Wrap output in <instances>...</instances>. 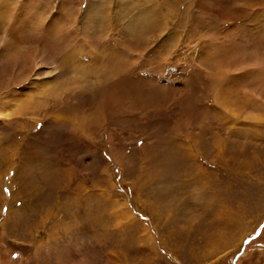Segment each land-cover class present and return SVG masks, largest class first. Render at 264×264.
<instances>
[{
	"label": "rangeland",
	"instance_id": "374dc122",
	"mask_svg": "<svg viewBox=\"0 0 264 264\" xmlns=\"http://www.w3.org/2000/svg\"><path fill=\"white\" fill-rule=\"evenodd\" d=\"M0 264H264V0H0Z\"/></svg>",
	"mask_w": 264,
	"mask_h": 264
},
{
	"label": "bare ground",
	"instance_id": "6f19581e",
	"mask_svg": "<svg viewBox=\"0 0 264 264\" xmlns=\"http://www.w3.org/2000/svg\"><path fill=\"white\" fill-rule=\"evenodd\" d=\"M36 13V12H35ZM21 34V33H20ZM13 40V39H12ZM11 41V40H10ZM14 41V40H13ZM17 41H18V39H17ZM7 42V41H6ZM17 45H19V44H17ZM16 45V46H17ZM20 46V45H19ZM5 47H6V45L4 46V48H3V50H5ZM19 49H21V48H19ZM6 50H8V49H6ZM24 50V49H23ZM215 50V49H214ZM2 51V50H1ZM25 52V51H24ZM19 53H21V52H19ZM11 54V53H10ZM16 54V53H15ZM18 58V57H17ZM17 58H16V60H17ZM20 63H22V60L19 62V63H17V64H19L20 65ZM225 76V75H224ZM221 77V76H220ZM227 81V80H226ZM31 82V81H30ZM28 92L29 90H24V92ZM23 95V94H22ZM21 95V96H22ZM111 96V95H110ZM14 97H17V94H15L14 95ZM24 97V96H23ZM30 97V96H29ZM15 99V98H14ZM112 99V98H111ZM111 99L107 102V104H109V103H113V100L111 101ZM26 101L25 100H21L20 102H18V104H19V106L20 105H22V104H24ZM17 104V105H18ZM114 104V103H113ZM116 104V103H115ZM19 108V107H18ZM224 112V111H223ZM225 113V112H224ZM230 114V113H229ZM84 121V120H83ZM89 120H86V122H83L82 124L84 125V124H86L87 122H88ZM96 121H98V120H96ZM99 125V124H98ZM80 138V137H79ZM223 143V142H222ZM22 144V143H21ZM28 148V147H27ZM26 148V149H27ZM29 149V148H28ZM215 150V149H214ZM234 150V149H233ZM29 154V153H28ZM29 156H31V153L27 156V157H29ZM27 159V158H26ZM29 161V160H28ZM20 164V163H19ZM18 165V164H17ZM25 165V164H24ZM20 167L22 168V166L20 165ZM181 179V178H180ZM201 184H202V182H200ZM145 184V183H144ZM43 188V187H42ZM181 188H184L183 186L182 187H180V188H178V191H183V190H180ZM46 191V190H45ZM43 192V191H42ZM179 193V192H178ZM49 194V193H48ZM156 198H158L157 196H156ZM48 199H51L52 200V196L50 197V196H48ZM159 199V198H158ZM160 200H163V199H161L160 198ZM175 200L177 201L178 199H177V197L175 198ZM157 203H158V205H159V201L157 200ZM186 205V204H185ZM207 205L208 206H210V208L212 209L211 211H213V207H214V205L216 206V203H214V205H212V203H211V201H210V199H209V201H207ZM205 210H206V205H205V208H204ZM172 212H173V210H172ZM168 213V212H167ZM150 215V214H149ZM153 215V214H152ZM224 217V218H223ZM234 217H235V215L233 214V212H226V211H223V212H221V218H223L224 220H226L227 221V223H229L230 221H233L234 220ZM190 218V217H189ZM192 227V226H191ZM45 228V227H44ZM220 230H225V228H222V227H220L219 228ZM191 230V229H190ZM194 230V229H193ZM220 230H218V231H220ZM173 232V231H172ZM225 233H223V235H224ZM214 237H216V236H214ZM214 237H213V239H210L209 240V244H210V247H209V250L210 251H206L205 252V254L203 255V258L205 259V258H208L209 257V254L210 253H215V251H217V249L219 250L220 249V247H221V245H223L225 242H224V239H225V237L226 236H224L223 237V239L221 238H218V239H214ZM210 238V237H209ZM217 248V249H216Z\"/></svg>",
	"mask_w": 264,
	"mask_h": 264
},
{
	"label": "snow or ice",
	"instance_id": "6c2138e0",
	"mask_svg": "<svg viewBox=\"0 0 264 264\" xmlns=\"http://www.w3.org/2000/svg\"><path fill=\"white\" fill-rule=\"evenodd\" d=\"M38 75H44V73H38ZM57 79H59V76H57ZM54 81H50V83H53ZM8 189H5V192H7Z\"/></svg>",
	"mask_w": 264,
	"mask_h": 264
}]
</instances>
